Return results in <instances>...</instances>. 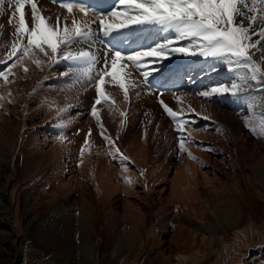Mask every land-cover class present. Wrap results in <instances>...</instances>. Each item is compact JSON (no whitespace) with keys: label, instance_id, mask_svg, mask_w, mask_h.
<instances>
[{"label":"rangeland","instance_id":"rangeland-1","mask_svg":"<svg viewBox=\"0 0 264 264\" xmlns=\"http://www.w3.org/2000/svg\"><path fill=\"white\" fill-rule=\"evenodd\" d=\"M4 30L3 33H5ZM254 39H256V37H254ZM141 46H143V44L140 45V48H142ZM256 55L259 57L260 54L256 53ZM202 59L205 60L203 57ZM217 61L219 60H214L216 63ZM219 62L222 63V61ZM162 64L150 65L148 70L152 71L153 68L160 69ZM189 64L193 66L194 62ZM216 65L217 64H214V66ZM43 66L44 65H42V67ZM186 66L187 64H184L182 67V71L186 73L181 77L180 83H175L171 86L174 88L180 87L178 89L156 91L146 86L143 80H141L142 87H138L132 92L128 89V92L130 91L128 94L129 98L128 100H125L123 92L118 87L113 86L112 84H109L112 87L109 85L108 87L106 84L104 92L109 96V102L112 101L111 106L114 111L110 112L109 107L103 102L100 105H96L99 110V123L91 114V109L96 97L95 87L91 83H89L91 84V87H85L87 88V91L86 89H84V91L94 93V99H92L86 106L80 105V98L72 100V103L68 101L66 106L70 108H67L68 110L66 113L64 111L61 113V116H59V114L58 116L55 115L54 117L46 118V120L51 119L52 122L49 120L44 121L45 123L42 122L43 118H45L44 115H40V117L38 116L39 118H27L26 121H23L26 118L24 116L25 114L21 113V115L20 111H18L17 114L16 111L11 112V109L13 108V106H11V100H5L6 103L8 102V105L6 106H3L2 101H4V99L0 100V104L2 105V109L0 108V114L4 118L6 117V119L0 117V131L2 130L3 132H1L4 133L2 134L0 132V157H5L7 155V140L12 136H17V133H19L18 135L20 136V151L22 152V154L18 155L19 163L16 167L17 177L12 186L13 191L15 192L14 208H16V219L18 222L15 226L20 240H17L14 245L13 238H11L13 236L10 233V236L7 234L5 237L7 238L6 240L0 241V248L3 250H7L10 247V249H8L10 258L3 257L0 259V264H88V247L86 243L81 240V235L80 233H77L78 231H76L75 228L79 227L78 225H80L82 219L81 216L86 212L84 208H88V206H92V204L99 202L98 200L100 198H97L96 195V191L99 190V185L97 180H95L98 169H106L108 174H111L113 183L118 186V192H116L112 198V207L114 208L115 215L111 214L113 215L111 218H108L107 220L105 219V215L109 212V209L107 206L103 207L99 204V221L98 224L95 225L96 230L100 232H98L100 236V245L96 256L97 258H95L97 264H101L103 258L101 257L100 259L99 256H103V254L108 255L109 250L107 251L104 247V243L108 240L107 237H112L111 235H122V233L126 232L125 226L128 229L129 225L132 224L130 218L122 219L123 210H128V208L123 205V200H127L133 204L136 207V210L140 208L138 211L144 216L146 230L153 232H159L161 216H171L172 214L180 215L181 220H174L172 222L173 224L170 223V225H174V228L175 226L178 227V225H181L194 233L199 226L204 224V216L206 212H210L215 216L217 208L222 210L231 207L237 208L236 206L238 204L241 208H249L252 212L251 224L249 225V222L242 224L239 230L241 232L245 231V236L247 237L250 235H255L256 237L260 236L263 242L248 248L245 261L249 262L251 260L252 252L256 253V256L261 259L259 263H264V189L260 186V183L264 181V176H262L264 173V137L253 135L249 131V128L245 127L244 123L245 120L252 118V110L249 108L250 101H253L256 105L255 112H261V107L259 105L264 98V83L259 81H249L250 83L248 82L246 92L242 93L237 98L225 95L206 99L201 97L199 93L208 88H203L202 85L193 88L191 86H189L191 88L188 87L190 83H186L185 78H188L190 72L197 73L201 76L203 75L202 79L205 80V82H210L212 87L230 86L238 73L229 71V67L225 63L221 65L222 67H218L219 70L216 68L214 70V67L208 66L203 68L200 67L199 71H197L198 69L196 67H190V70L187 71ZM49 67L52 71H50V73L58 75L61 83L63 82L67 84L70 81V78L74 79L71 74L66 73L68 69L67 67H64L63 63L54 64ZM175 68L176 67H166L165 71H154L149 77L159 76L162 73L174 71ZM0 70H3V67ZM50 77L48 79L46 78L48 81H46V79V82L44 81V85L46 84L45 86L48 88H50L52 84L58 82H54ZM11 78L12 77H9V79ZM195 81L196 80H194V82ZM33 94L35 93H30L33 99L30 95H28V97H30L29 100H32V104L34 103L35 106L36 102L40 99H38V96H32ZM120 97H122V99H120L121 106L117 104L118 99L114 100V98ZM177 97H179V103ZM161 101L178 113H181V108H183L181 118H183L188 125L183 135L187 139L193 141L191 144H185V151L183 152L180 151L178 140V136L181 134L176 131V127L172 123L171 118L164 112L160 103ZM69 102L70 104H68ZM56 103L57 102L53 103L54 105L51 104L50 106L52 107H49L48 105L49 109L47 111L53 112L51 110H55V107L58 104ZM9 106L10 108H8ZM189 106L193 111L188 110ZM121 112L125 113V115L121 116ZM22 117L24 119H22ZM204 117H207V119ZM55 118L57 120L59 119V122H57ZM121 121H123V124H121ZM24 122L27 123L25 124ZM10 123L12 125H9ZM23 123L25 126H23ZM52 124L55 125V130L52 129ZM101 124L105 130L104 136L110 137L111 140L115 142L120 153H125L124 156L129 158V162L128 160H126V162L121 161L118 156L116 159H113V157L109 155V152L114 151V149H112L111 145L106 142L104 136L101 135ZM21 127L25 128L22 130ZM12 128L16 130L13 135L12 132H10ZM21 130L22 133L18 132ZM56 134H60V136L62 134L64 136V138L61 136V138H63L62 140L66 139L62 144L67 148L70 146L66 152H74L75 159L70 156V153L68 155V153L65 152L60 155L62 157L58 155V159L56 158L55 161L52 159L56 157L54 154L55 146H53L55 144L54 138L57 136ZM60 136L58 135L57 137ZM211 136H213L212 139L210 138ZM71 137L73 138L71 139ZM85 140L88 141L87 145H85ZM70 141L72 142V146L70 145ZM30 142L33 145L29 144L31 146H27ZM243 144H247V146L245 147ZM242 146L244 148H242ZM72 147H75L72 150L73 152L70 151ZM81 148H84L83 155H81ZM220 148L222 149L221 151ZM250 152L254 155H250ZM140 153L144 154L142 155ZM188 153H191V155L195 157V160L190 159ZM63 155H65L64 158ZM134 156H137L140 159H135L136 157ZM67 157L70 158L68 159ZM238 157H240V159ZM76 159L78 161H76ZM75 163H77V165ZM85 163L87 167L84 166ZM57 165L60 166L58 167ZM187 165H190L193 169H190V172L188 171V174H190V181L188 182L189 185H187V182L185 185L188 186V188L190 187V191L194 194V197L190 194L187 200L186 197L180 200H173L169 194L170 179L179 172L187 171ZM125 167L128 169L127 172L123 170ZM84 168H86V171ZM72 169L73 176H70L69 174ZM88 169L90 170L88 171ZM141 170H143V175H138L139 172L141 173ZM242 170L244 171L243 174H246V176L250 175L249 173H254L255 176L252 175L254 176L252 177V183L262 197L255 196L253 199H250L245 203L240 202L237 204V202L230 198V196L235 195V193H232V190L237 191L239 194L244 191L243 177L242 174H240ZM153 171H155V173H153ZM192 171H194L196 177L192 174ZM68 172L70 173L68 174ZM9 173V167H3L2 175L6 177ZM152 173L155 174V177H152ZM87 174L88 176L89 174H93V176L95 175L93 178L94 180L92 179L93 182L89 181L93 176L89 177V179ZM136 175L139 176L140 179L139 177L138 179H134V176ZM125 177L129 179L132 177L136 180V183L132 182V184L134 183L135 185H130L131 188H135L132 192H137L139 198L131 196L133 198L130 199V194H128V192H131L130 186L127 183L124 184ZM205 177L207 179H205ZM4 180L5 178L0 180V191L5 187ZM82 180L84 182H82ZM78 185H80V187ZM125 186H129V191L125 189L127 188ZM126 190L128 191L127 193L125 192ZM9 191H11L10 187ZM24 194H31L35 200L33 208L28 215L31 220L28 225L26 224L27 219L23 217V210L25 208L23 205ZM126 195H128L127 198ZM183 200L190 201L189 203L192 209L189 208L191 209V213L187 209H183L182 206L185 204H183ZM241 201H243V199ZM0 203L2 204V206L0 204V219H2L4 218L3 213L5 211V205L1 196ZM204 204L206 208H204ZM234 204L236 206H234ZM191 205H194L195 207ZM177 206L183 210L181 211ZM130 210L131 209L128 211ZM161 212L164 215H160ZM151 227H154L153 230H151ZM65 229L75 230L76 232L71 233L68 241L58 246L56 250H44L41 246L36 244L34 236L30 235L33 230H40V232L54 231L58 233ZM2 230L3 228H0V238L3 234H6ZM232 233L233 232L230 231L227 246H229L230 242L234 241ZM206 239L210 240L211 237L207 236ZM240 239L241 238L238 237L237 244L241 242L239 241ZM259 251H261V253H259ZM238 252L236 251V255L239 254ZM18 255H20V258L17 257ZM134 255V250L132 253L124 252L111 264H157L154 259L156 250H152L149 253H146L143 250L136 258Z\"/></svg>","mask_w":264,"mask_h":264},{"label":"snow or ice","instance_id":"snow-or-ice-1","mask_svg":"<svg viewBox=\"0 0 264 264\" xmlns=\"http://www.w3.org/2000/svg\"><path fill=\"white\" fill-rule=\"evenodd\" d=\"M51 2L63 10V13H56L55 20L43 14L45 10L39 6L40 0H0V17L5 15L6 9L10 10L7 25L14 29L9 50L0 54L4 56L0 64L6 65L0 70V81L13 83L9 77L14 76L12 69L17 66L27 73L25 61L41 70L42 65L66 62L70 68L79 71V81L95 87L91 114L98 123L100 117L96 105L103 102L110 112L114 111L104 92L106 84L118 87L128 100V89L139 86L131 79L133 69L140 70L146 84L149 76L158 70L149 71V65L162 64L177 55L219 60L229 66V71L238 73L230 86H213L200 92L199 95L206 99L225 95L237 98L246 92L249 81L264 83V0H97L95 5L81 0ZM26 8H30V20ZM4 27L0 22V36ZM145 28H156L170 37L129 55L112 48L103 53L96 50L99 37L123 41L133 30ZM10 60L13 62L8 64ZM3 99L0 95V100ZM177 101L180 102L179 97ZM160 103L181 134L178 140L183 152L185 144L193 143L183 135L188 126L181 118L183 108L178 113L163 101ZM259 106L264 108V100ZM255 107L250 101L252 118L245 120V127L253 135L264 137V111L256 113ZM188 110L193 111L190 106ZM64 111L66 108L59 109V112ZM100 126L104 136L105 130L102 124ZM104 139L114 149L109 152L113 159L117 156L121 161L129 159L120 153L110 137L104 136ZM83 153L84 148L81 155ZM188 156L195 160L191 153ZM123 170L128 171L127 168ZM125 183L132 181L125 177Z\"/></svg>","mask_w":264,"mask_h":264},{"label":"bare ground","instance_id":"bare-ground-1","mask_svg":"<svg viewBox=\"0 0 264 264\" xmlns=\"http://www.w3.org/2000/svg\"><path fill=\"white\" fill-rule=\"evenodd\" d=\"M39 6L45 10L43 14L46 16H52L53 20H55L56 13H63V10L60 9L58 5L49 4V3L45 2L44 0H40ZM26 12L28 14V19L30 20V8H26ZM9 14H10V10L6 9L5 15L3 17H0V22H2L5 25V30L3 29L5 31V33H3V35L0 37V54L6 53L9 50L8 46L10 45V42L12 39V33H13L14 29L12 26L7 25V19H8ZM169 37H170V34L164 33V32H162L156 28H145V29H141V30H133L131 33H129L128 38L125 39V43H126V47H128L131 43L136 44L139 40H141V45L143 44V46H141L142 47L141 49L143 50L149 46H153L155 43L163 42L166 38H169ZM103 39L108 40V41H113V38H111V37H109V38L103 37ZM106 49H107V46L104 43H102V38L99 37L96 41V50L99 53H103L104 51H106ZM134 51H136V50H134ZM129 54H131V53L128 52L127 55H129ZM3 59H4V56L0 55V60H3ZM14 59L15 58H13V60ZM12 62L13 61L10 60L7 63L11 64ZM191 62H194L193 66L189 64ZM60 63H63L65 68L67 67L68 71L66 73L71 74L74 78V79L70 78V81L67 84H65L63 82L61 83L60 78H58L59 76L56 75L55 73H53V74L50 73L51 69L47 65H44L42 67V69L44 70L43 71V70L37 68L35 65L31 64L30 62L25 61V66L28 68L27 73H25L23 68H21L19 66H17L16 68H13L12 72L14 73V76H10V77H12L10 80H14V82L4 84L3 81H0V95L4 96V101H2L3 106L8 105L7 104L8 102L6 103L5 100L9 99L8 101L11 100V103H12V105L11 104L10 105L13 106V108L11 109V112L16 111V114H17V112L20 111V114L21 113L25 114L24 116L26 118L24 119L22 117V119H24L23 121H26L27 118H29V119L34 118V117L36 118L38 116L40 117V115H44L45 118H43L42 122L48 121V120L51 121V119L46 120V118L54 117L55 115L58 116L60 114L59 116H61L62 112H59V109H61V108L66 107V111H65V113H66L67 110L70 108V107L66 106V103L68 101L71 102L72 100H74L76 98H80L79 102L81 103L80 104L81 106H86L92 99H94V96H95L94 93L86 92L87 88H85V87H87V86L89 87L91 84H89L87 82H81L78 80L79 71L77 69L70 68L66 62H60ZM184 64H187V66H186L187 71L190 70V67H196L198 69L197 71H199L200 67L203 68V67H208V66L214 67V70H215V68L219 70L218 67H222L221 65L223 64V62L220 63L219 61H217V63H216L212 59L203 60L202 57H187L186 58V57H182L179 55L173 56L169 59H166L163 61V64H162L163 67L161 66V68L158 70L159 71H161V70L165 71L166 67L167 68L168 67L169 68L170 67L171 68L176 67L174 69V71L165 72V73L161 72L162 73L161 76L163 77V79H165V83L168 82L170 87L175 83L176 84L180 83L181 77L183 76L184 73H186V72L182 71V67ZM214 64H217V65L214 66ZM5 66L6 65H4V64H0V69H2V67L4 68ZM167 71H169V70H167ZM63 76H64V74H63ZM202 76L197 74V73L190 72L188 78L187 77L185 78L186 83H188V84L190 83V85L187 84L188 87L191 86L193 88V87H197V86H201V85L203 88L212 87V84L210 82H205V80L202 79L203 78ZM49 77L51 79H53L54 82L58 81L56 84H52V86L50 88L46 87L45 86L46 84L44 85L45 79L46 78L48 79ZM164 77H166V78H164ZM158 78L161 79L160 76ZM47 79H46V81H48ZM107 79H109V78H107ZM131 79L139 85L138 87H142V81L141 80H143L144 78L140 75V70L133 69ZM194 80H196V81L194 82ZM108 85L109 84H107V86ZM110 87H112V86H110ZM138 87L130 88V91L131 92L133 90L135 91V89H137ZM191 87H189V88H191ZM84 89H86V91H84ZM9 92H11L10 96L8 95ZM32 92L35 93L32 96H34V95H35V97L38 96V99H40L38 102H36L35 106H34V103L32 104V100H29L31 97L30 93L32 94ZM129 92H128V94H129ZM112 93H116V92H112ZM28 95H30V97H28ZM116 99H118V102L116 101L117 104H119L121 106L120 99H122V97L114 98V100H116ZM263 100H264V98H263ZM55 102L58 103V104L56 103L57 104L56 107L54 106L55 110L52 109L51 111H53V112H48L47 110L49 109V107H52L50 105L55 103ZM70 102L68 104H70ZM110 103H112V101ZM48 105H49V107H48ZM8 108H10V106ZM7 110H9V109H7ZM260 110L264 111V108L261 107ZM2 115H3V113H2ZM5 115H7V114H5ZM0 117H3V116H1V114H0ZM4 119H6V117ZM58 120L56 119L57 122H59ZM25 124L23 126H25ZM9 125H12V124L10 123ZM14 125H15V123H14ZM53 126H54V128H53ZM53 126H52V129L55 130L56 129L55 125H53ZM15 127H18V126H15ZM0 128H1V126H0ZM24 128L21 127L22 130ZM48 128H50V127H48ZM22 130L18 131V132L22 133ZM10 132H12V135H13V134H15L16 130H14V128H12ZM54 133H55V131H54ZM2 134H4V133H2ZM18 134L19 133H17V136L11 135L12 137L10 139H8L9 137L7 138L8 139L7 140L8 151H6V152H8V153L5 157H0V180L2 178H5V180L3 181L5 187L3 188L2 191H0L1 192L0 196L4 202V205H5V211L3 213L4 218L0 219V228H3L2 231H4L6 233L5 235L3 234V236H1L0 241L6 240L7 238H5V237L7 236V234H8V236H10V233H11L13 236L11 238H13V244L14 245L17 242V240H20L19 236H18V232H16L17 230H16V226H15L16 223H18V222L16 219V215H17L16 208H14L15 192L13 191V188H12V186L16 180V177H17L16 167H17V164L19 163L18 155L22 154V152L20 151V136ZM58 135L60 136V134H58ZM57 136H55V138H54V140H55L54 142L56 145L55 144L53 145V146H55V148H54L55 153L54 154L56 155V157L52 158V159H54V161L58 155L60 156L64 152L68 153V155L70 153V152H66V150L68 151V148L70 147L68 145L70 143L66 144L69 146L68 148L63 146L62 142L65 141L66 139L62 140V138H61V136H63L62 134L60 137H57ZM63 138H64V136H63ZM72 138L73 137H71V139ZM210 138L212 139L213 136H211ZM132 142H134V141H132ZM29 144H32V143L31 142L28 143L27 146H31ZM70 145L72 146V142ZM243 146L246 147L247 144L246 145L243 144ZM243 146H242V148H244ZM74 148L75 147H72L70 151H72ZM125 149H127V148H125ZM218 149H219V147H218ZM221 150L222 149L220 148V151ZM51 151H53V150H51ZM128 152H129V150H128ZM151 152H153V151H151ZM73 153H70V156H72V158L75 159ZM126 153H127V151H126ZM250 153H251L250 155H254L252 152H250ZM140 154H142V153H140ZM156 154H154V155H156ZM64 156L65 155H63V158H64ZM60 157H62V156H60ZM134 157H136L135 159L138 158L137 156H134ZM67 158L69 159L70 157H67ZM238 158L240 159V157H238ZM138 159H140V158H138ZM25 161H23V162H25ZM56 161H58V160H56ZM76 161H78V160L76 159ZM129 161L130 160H128V162ZM132 161H134V160H132ZM143 162H144V160H143ZM186 163H188V162H186ZM75 164L77 165V163H75ZM75 164H74V167H75ZM136 164H138V163H136ZM57 166L59 167L60 165H57ZM71 166H73V165H71ZM84 166H86V163ZM3 167H6V168L9 167V169H10V173L6 177H4L2 175ZM90 168H92V167H90ZM186 168H187V171L179 172L174 177H172L170 179V193L169 194L173 200H175V199L180 200L182 198L184 199L185 197L187 200L189 195L192 194V192L190 191L191 190L190 187L188 188V186H186L185 183L187 182V185H189L188 182L190 181V176H189L190 174H188V171L190 172L191 171L190 169H193V168L190 165H187ZM240 168H242V167H240ZM73 169H72V171H70L71 173L68 172V174L70 173L69 174L70 176H73ZM84 169L86 171V168H84ZM64 170H66V169H64ZM89 170L90 169H88V171ZM263 172H264V170H263ZM153 173H155V171H153ZM243 173H244V171L242 170L240 174H242L243 182H244L243 193L239 194L237 191L232 190L233 191L232 193H235V195L230 196V198L235 200V202H237V204L240 202L245 203L248 200L253 199L255 196L262 197L261 194L255 189V187L252 183L253 182L252 177L255 176L254 173H249L250 175H248V176H246V174L244 175ZM77 174H78V171H77ZM81 174H82V172H81ZM135 174H137V173H135ZM135 174H131V175H135ZM139 174H141V173L139 172L138 175ZM150 174H151V172H150ZM192 174L195 176L194 171H192ZM154 175L155 174H153L152 177ZM252 175H254V176H252ZM91 176H93V174L92 175L89 174V176L87 174L88 178ZM262 176H264V173L262 174ZM76 177H77V175H76ZM94 177H95V175L91 179L89 178L90 180L89 179L88 180L90 182H93ZM138 177L139 176L136 175V176H134V179L135 178L138 179ZM152 177L150 176L151 179H152ZM130 178L133 179L132 177H130ZM139 179H140V177H139ZM205 179H207V178L205 177ZM95 180H97V183L99 185V187H98L99 190L96 191L98 193V194L96 193L97 198H100L98 200L99 202L92 204V206H88V208H86V207L84 208L86 212H84L83 215L81 216L82 219L80 221V225H78L79 227L75 228V230L78 231L77 233H80L81 240L84 241L88 247V251H89V254H88L89 255V258H88L89 262H87L88 264H97V261L95 260V258H97L96 256L98 254L99 245H100V243H99L100 242L99 241V237H100L99 233L100 232L98 230H96L95 225H97L98 221H99V214H98L99 213L98 212L99 204H101L103 207L107 206V208L109 209V212L106 213V215H105V219L107 220L108 218H111L113 215H115L114 208L112 207V205H113V202H112L113 199L112 198L114 197L116 192H118V186L115 185V183H113L112 178H111V174H108V171L106 169L105 170L104 169H98L97 170V177ZM133 180H131V181L132 182L136 181V180H134V181ZM72 182H73V180H72ZM82 182H84V181L82 180ZM90 182H89V184H90ZM94 182H96V181H94ZM152 183H153V181H152ZM124 184H125V182H124ZM133 184L131 183V185H133ZM137 184H138V182H137ZM260 184H261L260 186L264 189V181ZM128 185L130 186L131 192H128L129 186L128 187L125 186V187H127L125 189L128 190V191L126 190L125 192L126 193L128 192V194H130L129 195L130 197L135 196L136 198H139L137 192H132V191H134L135 188H131L130 184H128ZM163 185H165V184H163ZM78 186L80 187V185H78ZM9 187H10L11 191H9ZM89 188H90V186H89ZM137 188H139V187H137ZM153 188H154V185H153ZM162 191H163V189H162ZM192 191H193V189H192ZM125 192H123V193H125ZM157 193H159V192H157ZM192 195H193L192 197H194V194H192ZM242 195H244V196H242ZM127 196L128 195H126V198H127ZM132 198L133 197H131L130 199H132ZM242 199H243V201H241ZM23 200H24L23 205L25 207L23 210V217L25 219H27L26 224L28 225L31 222L30 217H28V215L33 208V204L35 203V200L31 194H24ZM186 200H183L184 201L183 204L184 203L185 204L182 207H183V209H185V210L187 209L191 213L190 210L192 209V207H190V203H189L190 201H186ZM235 204H234V206H236ZM123 205L126 208H128V210L129 209H131V210L128 211L127 209H124L122 212V219L130 218V220H132V224L129 225L128 229L125 226L126 232L122 233V235H120V236L111 235L112 237H109V238L107 237L108 240L104 243V247L107 251L109 250V252H108V255L103 254V256H99L100 259H101V257H103L101 260V264H111L122 253H124V252L125 253H128V252L132 253L133 250L135 252V255H134L135 258L138 257L139 253H141L143 250L146 253H149L152 250H156V255L154 256V259L156 260L157 264H240V263H243V264H264V263H259V261H261V259L256 256V253H252V252H251V254H252L251 260L249 262L245 261V256L247 254L248 248H250L251 246H256V245L263 242L262 239L260 238V236L256 237L255 235L254 236L250 235L247 237V236H245V234H246L245 231L241 232L239 230L241 228L242 224H245L247 222H249V225L251 224L250 222H251L252 212L249 208L248 209L241 208V206L239 207V204H238L236 206L237 208L231 207V208L226 209V210L225 209L222 210V209L217 208L215 216L212 215V213H210V212H206L205 216H204V219H205L204 224L202 226H199L197 228V230L193 233V232L189 231L188 229H186L185 227H182L181 225H178V227L175 226V228L173 227L174 225L173 226L170 225V223H172L174 220H177V221L181 220V216L178 214H172L171 216L167 215V216H163V217L161 216L159 232L147 231L146 230V223L144 221V216H143V214H141L138 211V210H140V208L136 210V207L127 200H123ZM1 206H2V204H1ZM191 206H194V205H191ZM177 207H179V206H177ZM204 208H206L205 204H204ZM183 209L180 208L181 211ZM158 210H159V208H158ZM194 210H196V209H194ZM161 213H160V215H164L163 213L162 214ZM111 214H113V215H111ZM109 215H110V217H109ZM153 228L151 227V230H153ZM193 229H195V228H193ZM75 230H68V229H65L64 231L59 230L60 232H58V233L54 232V231H48V232L47 231H41L40 232V230L39 231L33 230L30 235L34 236L35 242L37 245L41 246L44 250L47 251V250H51V249L56 250L58 246L66 243V241H68V239L70 238L71 233L76 232ZM255 230H256V227H255ZM230 231L233 232L232 236L234 238V241L230 242L229 246H227L228 242H229L228 238H229ZM207 236H210L211 239L207 240L206 239ZM238 237L241 238L239 240V241H241L239 244H237ZM8 249H10V247ZM8 249L3 250L2 248H0V259H2L3 257L10 258L9 253H8V251H9ZM236 251L237 252L239 251L238 252L239 254H237L238 257L236 255ZM136 252H137V254H136ZM259 253H261V251H259ZM19 256L20 255H18L17 257L20 258Z\"/></svg>","mask_w":264,"mask_h":264}]
</instances>
